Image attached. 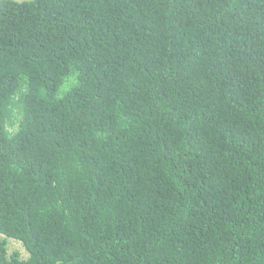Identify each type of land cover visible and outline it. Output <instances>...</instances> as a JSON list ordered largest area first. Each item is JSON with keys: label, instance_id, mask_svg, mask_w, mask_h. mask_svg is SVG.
<instances>
[{"label": "trees", "instance_id": "trees-1", "mask_svg": "<svg viewBox=\"0 0 264 264\" xmlns=\"http://www.w3.org/2000/svg\"><path fill=\"white\" fill-rule=\"evenodd\" d=\"M0 234V264H264V0H0Z\"/></svg>", "mask_w": 264, "mask_h": 264}, {"label": "rangeland", "instance_id": "rangeland-1", "mask_svg": "<svg viewBox=\"0 0 264 264\" xmlns=\"http://www.w3.org/2000/svg\"><path fill=\"white\" fill-rule=\"evenodd\" d=\"M1 237H3L2 234H0V238ZM9 248H10V250L17 249L21 253L26 254V251H25L23 245L19 241L11 240V242H9Z\"/></svg>", "mask_w": 264, "mask_h": 264}, {"label": "clouds", "instance_id": "clouds-1", "mask_svg": "<svg viewBox=\"0 0 264 264\" xmlns=\"http://www.w3.org/2000/svg\"><path fill=\"white\" fill-rule=\"evenodd\" d=\"M120 5H123V4H120ZM120 5L117 7L110 8L109 15L119 14L122 17V8H120ZM115 11H118V12H115ZM68 55L76 56L72 50L68 52Z\"/></svg>", "mask_w": 264, "mask_h": 264}]
</instances>
